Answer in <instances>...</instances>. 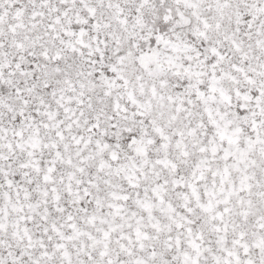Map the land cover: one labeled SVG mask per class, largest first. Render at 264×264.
I'll list each match as a JSON object with an SVG mask.
<instances>
[{"label": "snow or ice", "instance_id": "1", "mask_svg": "<svg viewBox=\"0 0 264 264\" xmlns=\"http://www.w3.org/2000/svg\"><path fill=\"white\" fill-rule=\"evenodd\" d=\"M0 264H264V0H0Z\"/></svg>", "mask_w": 264, "mask_h": 264}]
</instances>
